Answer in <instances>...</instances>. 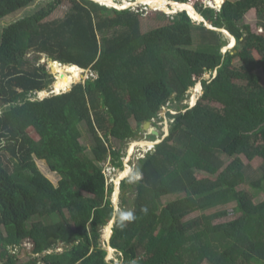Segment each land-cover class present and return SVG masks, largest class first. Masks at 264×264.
Returning <instances> with one entry per match:
<instances>
[{"label":"trees","instance_id":"1","mask_svg":"<svg viewBox=\"0 0 264 264\" xmlns=\"http://www.w3.org/2000/svg\"><path fill=\"white\" fill-rule=\"evenodd\" d=\"M38 1L0 0V264H116L103 246L114 218L119 264H264V196L247 190L264 195V34L245 22L256 11L264 30V0H227L220 13L196 6L235 37L227 53L221 35L186 12L145 33L140 13L92 0H49L3 26ZM66 3L65 17L51 20ZM43 56L61 92L81 69L97 77L34 100L56 83ZM200 81L197 105L168 113L169 134L139 159V180L122 183L132 193L122 197L131 202L124 219L104 167L111 159L123 169L117 144L140 139L146 123L186 102ZM38 161L61 177L58 186ZM231 200L237 218L217 223L228 212L210 210Z\"/></svg>","mask_w":264,"mask_h":264},{"label":"rangeland","instance_id":"2","mask_svg":"<svg viewBox=\"0 0 264 264\" xmlns=\"http://www.w3.org/2000/svg\"><path fill=\"white\" fill-rule=\"evenodd\" d=\"M48 1L49 0H39L33 6H31L28 10L22 11V12L14 15V16H10V17L6 18L2 22L3 26L4 27L8 26V25L12 24L13 22H15L16 20L25 17L29 13H34V12L40 10L42 7L46 6ZM115 1L117 3L118 0H115ZM119 1H123L128 6V3H127L128 0H119ZM143 1L147 2L151 7L154 8V10L150 7V8H148V10L142 12L144 9H146V7L142 6V4L135 5V6L133 5L131 7L132 9H130V10L136 13V11H139V8H141V13H140V16H141L140 18H141V22H142V27L141 28H142V31L145 32V33H148L149 31H152V30H154L156 28H159V27L167 25L169 17L177 15L178 13H182L183 11H186V10L189 12V14L190 13L193 14V15L192 14H190V15H192L194 19H196L195 18L196 15L199 16V19L201 18L200 14L196 13V10H194L192 6H190L188 4H185V3L184 4H180V3L176 4V3H174V6H175L174 9L172 7L171 9H168L167 11H163L162 7L167 9L166 4L168 3V1L167 2H165L166 0H143ZM149 1H155L156 4L154 6H152L149 3ZM178 1H186V0H178ZM192 1H193L192 3L195 6H197V5L199 6L198 8L205 9L204 5H202L197 0H192ZM221 3L222 2L220 0H218V4H221ZM106 5L107 4H103L102 6L106 7ZM112 5L116 6L114 4H112ZM121 5L123 6V4H121ZM70 6H71V3H66L65 5L60 7L56 11V13L53 14V16L50 19L51 20H55V19H61V18L65 17V15H66L67 11L69 10ZM116 7H118V6H116ZM107 8H109V7H107ZM155 9H157V10L160 9L161 12H157V11H155ZM117 10H119V9H117ZM199 19H196V20L199 21ZM245 22L250 24L251 26H253L254 27L253 29H256V30L259 29L256 11L249 12L246 15V17H245ZM196 23L199 24V22H196ZM207 25L208 26H212V24L210 22H207V24L205 26H207ZM257 31L259 33V30H257ZM218 33L221 35L222 41L224 43H226V45H227L226 46L227 48L225 47L223 49V52H225L227 49L228 50H234L235 48L232 47L233 44L235 43L234 38L228 33H226L227 35L225 33H220V31H218ZM259 34H262V33H259ZM199 42H200V37H199V32H198V35H196V38H195V46H197L199 44ZM230 48H234V49H230ZM256 58L259 60L260 56L256 55ZM39 62H40V64H43V65L47 64V68H48L49 72L52 75H54L55 78H57V82H60L59 73L53 71L52 62H50L45 56H43L42 59ZM235 65L239 66L237 60L235 61ZM91 77L96 78L97 76H96V74H92L89 71H86V72H84L83 77L79 81H77L75 84L80 83V82H85L88 78H91ZM260 77H261V82L260 83L262 85V88L264 89V73L263 72L260 74ZM198 83H200V82H198ZM198 85H200V84H198ZM70 87L72 88V86H70ZM54 89L57 90L56 93H58V92L60 93L61 92V90H59V88H54ZM47 92H49V91H47ZM197 92H198V89H197ZM197 92L194 95V91L193 90L190 91L189 94H188V100H190L193 95L195 97H197ZM201 96H202L201 93H199V97H201ZM47 97L48 96L42 97L40 94H37L35 96L34 100H42L43 98L45 99ZM192 101H195V100L192 99L191 102ZM174 105H175L174 107H172V106H171L172 108L170 107L171 111L168 112L167 110H169V109H167L166 111H164L160 115V119L159 120H155L154 121V123H156L157 125H154V123H153L154 129L157 132H159V137L153 136L152 135V131L150 129V130H145L140 135V139H138V140L123 142V144H120V143L117 144V147L122 150V160H123V162L125 163V161H127V159L130 158V160H131V163H130L131 167L130 168H127L124 165L123 169L119 170L117 168V169L113 170V169H111L112 168V162H109V161L106 164V166L104 167L105 168V172L109 175L108 179L109 180L116 179V181H117V184H118L117 185V189L115 188V190L113 191V193L111 195V199H112L113 203H116V209H117L118 213L123 210L121 212L123 217L127 216V212L131 208V202L128 201V202H126V204H124L122 197L125 195V199L129 198L132 193L129 190L126 193H124V192L122 193V189H121L122 183L124 182V180H128L129 183H133L136 180H139L140 174L135 171V168H136L135 166L138 164L139 159L144 158L145 155L148 152L152 151L151 150L152 149V142L153 143H157L160 140H162V138H164L166 136L165 132L166 131L168 132V129H169L170 123H171V119L169 118L168 113H170L172 115H176L178 108L179 107L181 108L183 105H187V102H184L181 105H177V104H174ZM3 110L4 109L0 110V112L3 111ZM165 117H166V119H164ZM81 130H82V133H83L82 143L87 145V147L89 149H91L93 147V139H92L91 134L89 133L87 125H85V124L82 125L81 126ZM29 133L34 139L39 140V137L35 134V132L32 129H30ZM152 136H153V138H152ZM154 138H156V141L152 140ZM149 142H151V143H149ZM154 151H155V149H154ZM37 163H38V166L40 167V169L42 170V172L55 184V186H58L59 182L61 180V177L59 175L55 174V173H52L48 169L47 164L44 161H38ZM257 163L258 162H255V164H257ZM108 172H111V174L108 173ZM199 177L201 179L202 178H209V177L211 178V176L206 174V173H199ZM121 180H122V182H121V185H120V181ZM247 190L256 199H260L261 200V198L264 196L263 193L260 192V191H255V190H252L251 188H248ZM132 198H133V196H132ZM176 198H178V196L169 197V198L165 199V202L171 201L172 199H176ZM234 206H235V204H234L233 200H231L229 202H222V203L216 205L215 207H213V209L210 210V213L227 211L228 212V216L219 219L217 223L230 222V221L234 220L235 218H237V215H235V213L233 212ZM199 216H200V213H196V214L192 215L191 217H189L187 220L194 219V218L199 217ZM109 233H111V230H110V227L108 226L107 228H104L103 240L107 239L106 238V234H109ZM25 246H27V250L32 248L31 245H25ZM57 251L58 252H63L64 249L60 245L58 247ZM25 256L26 255H24V254L22 255V258H23L22 260H25ZM108 260H109V262L114 260L116 264L120 263L119 260H118V254L115 251H112L111 253H109Z\"/></svg>","mask_w":264,"mask_h":264},{"label":"clouds","instance_id":"3","mask_svg":"<svg viewBox=\"0 0 264 264\" xmlns=\"http://www.w3.org/2000/svg\"><path fill=\"white\" fill-rule=\"evenodd\" d=\"M176 1V0H175ZM198 2H200L202 5H204V8H205V4H206V2H209V3H212V6L211 5H209L208 6V8H205V10L207 9V10H213L214 12H217V13H220L221 11H222V8H223V6H224V4H225V2L227 1V0H220L222 3L221 4H218V0H197ZM177 3H180V4H184V3H182V2H180V1H176ZM193 1L192 0H187V3H185V4H190V5H192L195 9H196V11L198 12V10H197V8H196V6L192 3ZM217 5H220L221 7H220V9H219V7L217 6ZM170 8H172V7H170ZM178 12V11H177ZM176 12V13H177ZM182 12V11H181ZM183 12H186L189 16H190V18L195 22H199V24H204V25H206L207 24V22H209V21H207L200 13V15L202 16V18H203V20L204 21H198V20H196V19H194L190 14H189V12L188 11H183ZM164 13V12H163ZM212 24V23H211ZM208 26V25H207ZM206 26V27H207ZM213 26V27H212ZM212 26H208L209 27V29H211V30H213V31H216V32H218V31H220V33H228V34H230L226 29H224V28H215L214 27V25H212ZM257 30H259V33H264V30H263V28L262 27H260L259 26V29H257ZM227 35V34H226ZM231 35V34H230ZM232 36V35H231ZM233 38H234V40H235V44H234V48H236V44H237V42H236V39H235V37L234 36H232ZM230 38V37H229ZM231 39V38H230ZM232 45V44H231ZM227 48V47H226ZM234 48H230V49H234ZM228 51H231V50H226L225 52H223V53H227ZM198 84H200V85H198ZM197 85H196V88H193L192 90L194 91V94L197 92V89H198V87H200V90L198 91L199 93H201V95H203V85H202V83H201V81H200V83H198ZM192 90H190V91H192ZM189 91V92H190ZM189 92H188V94H189ZM197 92V98H196V100L195 101H192L193 102V104L192 105H190V103H191V99L190 100H187L186 102H187V105H189V108H193L194 106H196L197 105V103H198V101L200 100V98L202 97H199V93ZM187 97H188V95H187ZM140 174V173H139ZM140 176H141V174H140ZM114 189V188H113ZM114 191V190H113ZM120 193V192H119ZM114 205H116V203H113ZM115 208H116V206H115ZM128 219H132V217H131V214H129L128 215ZM121 226H123V225H121Z\"/></svg>","mask_w":264,"mask_h":264},{"label":"built area","instance_id":"4","mask_svg":"<svg viewBox=\"0 0 264 264\" xmlns=\"http://www.w3.org/2000/svg\"><path fill=\"white\" fill-rule=\"evenodd\" d=\"M92 1H94V2H96V3H99L100 5L102 4V3H100V2H98L97 0H92ZM169 1V3L167 4L168 5V7H173L172 6V3L174 2V3H177L175 0H168ZM190 1V0H189ZM135 2V3H134ZM127 3H128V6L126 7L125 6V4H124V2L123 1H117V4H119L120 5V7L121 8H118V7H116V6H106V7H109V8H115V9H119V10H130V9H132L131 7L133 6V5H136V0H128L127 1ZM134 3V4H133ZM121 4H123V6L121 5ZM103 5V4H102ZM209 5H211L212 6V3H209V2H206V4H205V8H208V6ZM105 6V5H104ZM142 6H144V5H142ZM218 7H219V9H220V5H217ZM130 7V8H129ZM146 7V9H144L142 12H144V11H146V10H148V8H150L149 6H145ZM140 11V12H139ZM139 11H136V13H141V8H139ZM155 11H157V12H161L160 11V9H155ZM195 95V94H194ZM194 95L191 97V100H192V98L194 97ZM193 104V102H191L190 103V105H192ZM170 107H171V105H167L166 107H164L163 108V110H162V113L164 112V111H166L167 109H169V110H167L168 112L169 111H171L170 110ZM161 113V114H162ZM160 114V115H161ZM164 119H166V117L164 118ZM166 133V135H168L169 134V129H168V132L166 131L165 132ZM133 154V153H132ZM109 162H111V159L109 160ZM131 160H130V158H128L127 159V161H125V163H124V165L127 167V168H130L131 167ZM126 168V169H127ZM111 169H113V170H115V169H117V168H115V167H113L112 166V168ZM120 170V169H119ZM108 173H110L111 174V172H108ZM106 176H107V180H106V183H107V187L108 188H110V187H113L114 188V190H115V188L117 189V181H116V179H111V180H109L108 178H109V175L106 173ZM121 182H122V180L120 181V185H121ZM115 186V187H114ZM120 190V189H119Z\"/></svg>","mask_w":264,"mask_h":264},{"label":"water","instance_id":"5","mask_svg":"<svg viewBox=\"0 0 264 264\" xmlns=\"http://www.w3.org/2000/svg\"><path fill=\"white\" fill-rule=\"evenodd\" d=\"M55 63V62H54ZM81 69V68H80ZM83 72H86V70H83V69H81ZM56 81H57V78H56ZM56 84V83H55ZM55 84L52 86V89L48 92V97H50V96H52V95H59V94H62V93H66V92H68V91H70V90H68V91H62V93H56V91H55V89H54V87H55ZM42 100H44V98L42 99ZM144 129L145 130H150V129H152L151 131H152V135L153 136H156V137H159V132H157L154 128H153V123L152 122H148V123H146L145 125H144ZM162 141L160 140L159 142H157V143H153V149H155V147L159 144V143H161ZM149 143H151V142H149ZM116 206V205H115ZM116 211H117V209H116ZM127 218V216H125L124 217V219H126ZM115 222H116V218H114L113 220H112V222L110 223V225H109V227H110V230H111V236H110V238H107V239H105V242H104V247H106L107 249V251H108V253L110 252V250H112V251H115L112 247H111V239H112V235H113V228H114V225H115Z\"/></svg>","mask_w":264,"mask_h":264},{"label":"bare ground","instance_id":"6","mask_svg":"<svg viewBox=\"0 0 264 264\" xmlns=\"http://www.w3.org/2000/svg\"><path fill=\"white\" fill-rule=\"evenodd\" d=\"M98 1L105 2V3H107V4L111 5V6H113L112 4H114V5L118 6V8H121L120 5L117 4L115 0H104V1H103V0H98ZM140 1H141V2H140ZM167 1H168V0H166L165 2H167ZM149 3H150L152 6H154V5L156 4L155 1H149ZM168 3H169V1H168ZM168 3H167V4H168ZM124 4H125V6L127 7V4H126V3H124ZM140 4H142V5H144V6H149V7H151L147 2H145V1H143V0H136V5H140ZM167 4H166L167 9H165L164 7H162V8H163V11H167L168 9H171L170 7H168ZM176 4H177V3H176ZM189 5H190V4H189ZM134 6H135V5H134ZM172 6H173V9H174V8H175V6H174V2L172 3ZM190 6H192V5H190ZM192 7H193V6H192ZM151 8L154 10L153 7H151ZM173 9H172V10H173ZM193 9L196 10L194 7H193ZM186 11H187V10H186ZM196 13H198V12L196 11ZM190 14H192V13H190ZM198 14H199V13H198ZM192 15H193V14H192ZM192 15H191V16H192ZM200 16H201V15H200ZM192 17H193V16H192ZM195 18H196V19H199V16L196 15ZM199 21H200V22H201V21H204L203 18H202V16H201V18L199 19ZM234 44H235V43H234ZM234 44H233V46H234ZM233 46H232V47H233ZM76 67H77V66H76ZM77 68L80 69L79 67H77ZM57 84H59V82L56 81V84H55V85H57ZM74 84H75V83H74ZM74 84H72V85H74ZM72 85H71V86H72ZM70 88H71V87H70ZM70 88H68V89L66 88V90H64V91H68ZM199 90H200V89H199V87H198V91H199ZM55 91L57 92L56 89H55ZM60 93H62V92H60ZM40 95H41L42 97H44V96L46 97V96H48V92H47V91H46V92H42V93H40ZM196 98H197V97L194 96L192 99L196 100ZM153 148H154V147H153V143H152V149H151L152 151L154 150ZM110 252H112V250H110ZM110 252H109V253H110Z\"/></svg>","mask_w":264,"mask_h":264},{"label":"flooded vegetation","instance_id":"7","mask_svg":"<svg viewBox=\"0 0 264 264\" xmlns=\"http://www.w3.org/2000/svg\"><path fill=\"white\" fill-rule=\"evenodd\" d=\"M153 128H154V125H153ZM151 130H152V129H151ZM143 131H145L144 126H143Z\"/></svg>","mask_w":264,"mask_h":264}]
</instances>
